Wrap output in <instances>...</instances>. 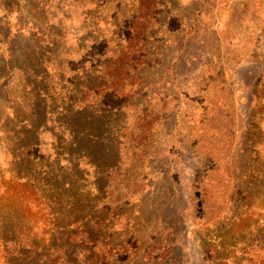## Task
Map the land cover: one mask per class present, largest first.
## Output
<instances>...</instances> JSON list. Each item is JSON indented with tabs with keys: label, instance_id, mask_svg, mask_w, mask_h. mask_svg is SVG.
<instances>
[{
	"label": "trees",
	"instance_id": "obj_1",
	"mask_svg": "<svg viewBox=\"0 0 264 264\" xmlns=\"http://www.w3.org/2000/svg\"><path fill=\"white\" fill-rule=\"evenodd\" d=\"M170 9V0H0V149L7 162L1 176L8 172L15 185L2 206L12 220L1 222V264L182 263L184 238L179 237L185 223L178 199L167 202L160 193L148 216L135 212L142 201L130 205L124 183L130 173L140 174L146 154L139 146V154L126 158L124 146L134 132L114 129L105 102L110 95L123 107L140 97L143 89L134 84L126 94L131 70L166 61L155 52L171 43L162 38L169 21L162 14ZM78 15L84 22L73 30ZM72 40L85 52L104 42L113 47L111 57L92 71L77 68L78 60L69 58L72 45L66 44ZM262 69L245 80L252 90L249 106L264 103ZM66 71H71V90H66ZM132 78L143 81L140 74ZM257 117L247 123L250 133L260 129L261 117L253 123ZM103 125L106 134L100 132ZM143 130L139 141L149 137L148 122ZM252 139L243 138L218 226L245 246L240 252L247 264H264V162ZM33 206L43 227L26 218ZM155 217L158 225L145 240L141 222L151 226ZM226 251L223 244L204 253L219 264Z\"/></svg>",
	"mask_w": 264,
	"mask_h": 264
},
{
	"label": "rangeland",
	"instance_id": "obj_2",
	"mask_svg": "<svg viewBox=\"0 0 264 264\" xmlns=\"http://www.w3.org/2000/svg\"><path fill=\"white\" fill-rule=\"evenodd\" d=\"M170 3L171 9L162 14V19L169 21L161 37L171 43L155 52V58L166 61L131 70L124 81L126 94L132 84L143 91L140 97L129 99L128 105L122 107L118 101L112 102L110 95L105 99L111 113L106 119L114 129L134 132L130 138L134 141L129 139L124 146L126 158L139 154V146L147 158L140 174L130 173L132 178L124 183L129 185L128 195L133 198L130 205L142 201L134 210H142L148 216L160 193L167 202L178 199L185 223L179 237L184 238L179 245L183 254L181 264H211L212 256L204 250L223 244L228 251L222 253L223 261L219 264H247L248 258L240 252L245 246L237 239H229L227 230L218 223L232 194L235 161L243 138L245 142L253 137L264 162V103L258 100L249 106L248 95L252 90L245 86V80L254 76L251 71L263 72L264 0H170ZM82 22L79 15L75 16L73 30H78ZM66 44L72 45L69 58L78 60L76 67L91 71L109 61V52L113 50L104 42L86 52L76 41ZM66 72V90H71L74 88L71 71ZM133 74H140L143 81L132 78ZM256 116L253 123L262 118L260 129L252 130L251 134L247 123ZM146 122L151 128L149 137L139 141ZM107 131L103 125L100 132ZM49 139L46 135V140ZM0 141L3 147L1 134ZM3 153L1 148L0 227L12 220L10 212L2 206L12 199L15 186L8 172L4 178L1 176L7 170ZM32 208L26 218L43 227L39 210ZM153 221L151 226L148 220L141 222L145 240L158 225L156 217ZM234 245L237 249H232ZM4 256L0 247V264Z\"/></svg>",
	"mask_w": 264,
	"mask_h": 264
}]
</instances>
